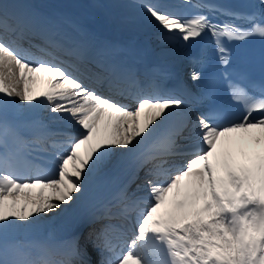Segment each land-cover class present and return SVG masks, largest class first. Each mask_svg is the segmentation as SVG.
Instances as JSON below:
<instances>
[{
    "label": "snow or ice",
    "instance_id": "obj_1",
    "mask_svg": "<svg viewBox=\"0 0 264 264\" xmlns=\"http://www.w3.org/2000/svg\"><path fill=\"white\" fill-rule=\"evenodd\" d=\"M139 6L170 37L189 41L210 32L224 64L231 55L226 42L250 37L264 40V8L240 12L207 4L200 7L208 8L209 15L189 17L171 5L150 0H140ZM214 12L229 19L215 23ZM10 19L16 24H9ZM0 29V114L18 107L12 100L18 97L50 106L53 113L69 114L83 130L67 138L66 149L62 150V142L51 141L56 155L46 163L54 167L29 161L22 174L9 154L0 153V264H73L71 256L81 257L80 264H91L87 250L75 241L63 250L36 246L38 255L29 258L23 243H10L9 238L35 226L41 214L72 201L86 179L102 174L109 165L118 166L125 154L137 152L149 140L136 161L137 171L147 167L146 194L133 193L132 198L125 187L113 202L98 209L99 218L109 221L130 222L136 214L135 232L127 224L108 223L94 234L95 239L90 233L101 254L100 264H264V147H257L264 144V93L253 97L233 85L232 98L243 102L246 112L242 118L209 110L194 122L186 114L169 124L173 110L183 104L180 98L133 94L115 67L95 62L101 71H94L79 46L66 47L54 38L55 31L37 28L33 18L5 2H0ZM9 32L15 34L14 39L7 38ZM34 35L43 42L29 39V47H23L20 41ZM62 55L74 60H63ZM36 73L46 83L38 95L32 93L30 84L37 79ZM191 75L193 80L200 77L195 70ZM117 96H134L135 107L122 104ZM113 117V133L104 138ZM256 128L261 131L247 147L229 135L248 134ZM9 132L7 123L0 120V144ZM181 138L187 143H179ZM43 139L32 143L42 144ZM81 145H87L83 154ZM175 157L189 158L177 161ZM46 189H52L53 195L45 196ZM137 191L144 192L145 186H138Z\"/></svg>",
    "mask_w": 264,
    "mask_h": 264
},
{
    "label": "bare ground",
    "instance_id": "obj_2",
    "mask_svg": "<svg viewBox=\"0 0 264 264\" xmlns=\"http://www.w3.org/2000/svg\"><path fill=\"white\" fill-rule=\"evenodd\" d=\"M177 1L150 0V2L171 5L172 7ZM0 2L14 6L16 12L33 18L37 28H50L55 31L57 35L54 38L66 47L79 46L88 66L94 71H101L95 62L111 65L116 70L126 74L130 73L127 70V65L130 63L141 65L142 58L158 60L162 64L170 62L179 65L182 62L180 51L169 42L158 38L160 32L166 31L139 6L140 0H0ZM16 22L14 19L9 20L11 25H15ZM7 38L14 39L15 34L9 32ZM29 39L35 44L43 42L39 35L29 36L20 41L23 47H29ZM61 59L73 61L74 57L62 55ZM16 75L18 79V68ZM34 75L37 76V79L30 81V84L32 93L38 95L40 91L45 89L46 83L41 78L42 74L36 73ZM132 76L136 77V81L130 78L128 82L124 83V87L133 94L160 95L153 82L151 85L143 87L144 77L138 76L136 73ZM154 79L155 77H152L148 80ZM18 87L22 90L23 82ZM103 92L109 93L106 88ZM116 99L122 104L130 105V107L135 101L134 96H117ZM12 100L18 107H10L6 113L0 114V120L5 121L10 128L5 143L0 144V153L9 154L16 168L22 174L26 173L27 162L29 161L43 163L46 167H54V165L46 163L54 160L56 155L51 147V141L62 142V150L66 149L67 138L80 135L83 131L82 128L70 119L69 114L51 112L50 106H38L36 102L27 103L18 97H12ZM186 114L190 115L191 122L195 121L197 116H195L193 108L190 105L182 104L180 109L173 110L168 123L170 124ZM45 123L52 125V129L46 128ZM114 125L115 117H113L112 125L103 133L104 138L111 137ZM101 127L103 128V123ZM159 131L163 132V128ZM260 131L259 128H256L248 134L231 133L229 135L234 142L247 147L252 143L253 137L259 135ZM53 133L59 135H51ZM40 137H44L43 143L40 145L43 150L37 149L35 146L39 145L33 144V140L31 141L33 138ZM151 142V140L147 141L143 148L137 152L125 154L123 162L118 166L109 165L102 174L86 179L82 191L75 193L72 201L61 204L60 208L53 212L41 214L35 226L11 236L9 242H22L23 251L31 254L29 258H35L38 255L36 246L43 245L51 250H63L69 242L75 241L79 248L87 250L91 264H100L95 262L93 258L94 254L89 239L90 233L95 239L94 234L108 223L117 225L124 223L132 229V232H135L136 214H132L130 222L120 218L109 221L99 218L98 209L102 205L113 202V197L125 187L129 197H132L133 193L137 196L146 194V188L144 192H135L137 188L135 187L136 189L133 190V185L130 184L133 179L145 175L147 167L137 171L136 161L139 152L147 148ZM179 143L185 144L187 141L181 138ZM257 147H264V144ZM86 148L87 145H81L79 149L81 154L85 152ZM38 157L42 159L38 160ZM186 158L189 157H175L174 159L183 161ZM142 181L144 182L145 179ZM107 187H110V194L107 198L103 200L100 198L94 204L95 207L92 210L89 209L85 204L89 198L93 194L95 196L100 195V189L103 190ZM33 191L34 193L38 192L39 187ZM49 195H53L52 189L45 190V196ZM57 258L63 257L58 255ZM70 259L73 264H80L81 257L71 256Z\"/></svg>",
    "mask_w": 264,
    "mask_h": 264
},
{
    "label": "rangeland",
    "instance_id": "obj_3",
    "mask_svg": "<svg viewBox=\"0 0 264 264\" xmlns=\"http://www.w3.org/2000/svg\"><path fill=\"white\" fill-rule=\"evenodd\" d=\"M94 19V18H93ZM156 44V43H155ZM160 51H162V50H160ZM131 107H135V101L132 103V105H131ZM109 189H110V187H107L106 189H100L101 190V193H100V195L98 194L97 196H95V194H91L92 195V197H90L89 198V200L85 203L87 206H88V208L89 209H93L94 207H95V203L96 202H98V200L101 198V200H103L104 198H107V196L110 194V191H109ZM106 193H105V192ZM93 196H95L94 198H93ZM94 205V206H93ZM90 210V211H91Z\"/></svg>",
    "mask_w": 264,
    "mask_h": 264
}]
</instances>
